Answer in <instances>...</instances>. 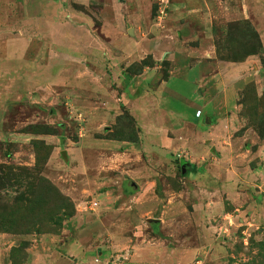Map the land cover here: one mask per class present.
Instances as JSON below:
<instances>
[{"label": "rangeland", "instance_id": "obj_1", "mask_svg": "<svg viewBox=\"0 0 264 264\" xmlns=\"http://www.w3.org/2000/svg\"><path fill=\"white\" fill-rule=\"evenodd\" d=\"M170 1L0 0L6 263L264 264V0L211 25L220 59L254 56L233 105L196 107L186 85L191 118L153 102L146 123L140 99L192 61L132 60L127 19L163 26Z\"/></svg>", "mask_w": 264, "mask_h": 264}, {"label": "crops", "instance_id": "obj_2", "mask_svg": "<svg viewBox=\"0 0 264 264\" xmlns=\"http://www.w3.org/2000/svg\"><path fill=\"white\" fill-rule=\"evenodd\" d=\"M242 1L239 8L232 7L230 9L229 7L222 6V0H172L169 4V13L163 21V26H159L158 22L151 23L148 15L139 11L127 19L131 24L136 26L134 27L136 36L127 38V41H125V51H131V49H137L143 45V49L136 51V53H139L132 57V60L150 55L156 61L163 57L189 59L192 61L187 67H181L177 63H174V73L181 72L184 75L179 77L173 73L155 92L147 93L143 99H140L148 116V122L143 119L144 122L150 123L159 119L149 110V106L153 102H159L160 104L162 102L163 104L168 103V105L170 104L174 108L178 106L181 112L190 117L187 105V110L184 112L181 101L176 102L172 100L173 95H178L189 101L187 100L188 97L181 94L186 93L183 91L186 85L189 86L191 96L194 97L197 103L196 107H202L211 112L215 111L216 107L228 109L233 105L238 90L241 89L250 77V63L253 61L254 56H250L244 61L220 59L211 25L218 16L226 20H234L240 17V13L246 11V1L248 0ZM210 2L213 6L217 7V12L211 8ZM73 12L75 15L79 14L78 11L73 10ZM116 12L118 11L116 10ZM118 21L121 22L120 20ZM194 22L200 25V29H196L193 26ZM119 28L121 29V25H119ZM119 31L120 38L123 41L124 34L121 30ZM190 43L195 44L190 45ZM88 48H84L87 57L94 56V58H97L93 50L87 52ZM123 54L125 55L124 52ZM126 54L130 55V53ZM178 78L185 80L179 81ZM175 111L178 113V110ZM11 240L9 237L6 238L5 234L0 233V264H11L9 262L6 263L4 260L11 247L7 243ZM70 248V252H76L73 246H70ZM55 261H48L42 258L34 260L33 257H29V260L23 264H69L64 258Z\"/></svg>", "mask_w": 264, "mask_h": 264}, {"label": "built area", "instance_id": "obj_3", "mask_svg": "<svg viewBox=\"0 0 264 264\" xmlns=\"http://www.w3.org/2000/svg\"><path fill=\"white\" fill-rule=\"evenodd\" d=\"M160 13H161V17L160 19H162L164 16H166V10L163 9V10H160ZM200 114V113H199Z\"/></svg>", "mask_w": 264, "mask_h": 264}]
</instances>
